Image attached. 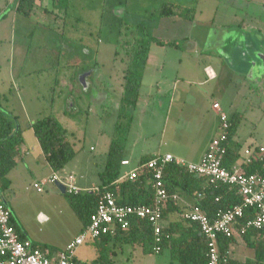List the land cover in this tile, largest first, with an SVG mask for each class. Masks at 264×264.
Returning <instances> with one entry per match:
<instances>
[{
    "label": "rangeland",
    "instance_id": "1",
    "mask_svg": "<svg viewBox=\"0 0 264 264\" xmlns=\"http://www.w3.org/2000/svg\"><path fill=\"white\" fill-rule=\"evenodd\" d=\"M52 1L46 0L36 6L32 16L25 17L0 0V10L5 8L0 11L4 13L0 19V104L18 118L24 134L32 121L44 114H54L67 129L75 150L74 158L60 171L54 172L44 155L33 151L24 161L18 157L16 167L8 174L10 186L2 198L28 236L41 244L62 246L79 232L82 221L67 195L55 183L43 182L56 173L64 176L73 172L79 191L100 184L98 171L104 168L114 136L128 59L122 44L137 36L139 21L148 22L147 31L151 35L178 44L175 47L152 42L150 53L157 59L153 66L146 65L144 72L148 71L154 82L176 81L188 89L192 87L197 101L202 95L210 105L214 99L218 100L230 116L238 112L239 126L231 144L240 148L241 155H245L248 147L264 146V70L259 72L264 52L257 50L261 45L256 42L248 46L228 37L238 36L240 25L245 24L256 27L258 32L252 36L261 38L264 27L259 25L264 20L261 8L264 4L260 1L69 0L67 12ZM169 2L177 5L182 16L179 20L160 17L161 6ZM186 15L193 20H186ZM261 27L263 33L259 34ZM214 49L222 56L215 55ZM238 60L249 67L252 62L254 66L249 72L242 68L236 71ZM209 64L220 72L218 79L212 80L204 72ZM56 78L58 84L53 93ZM192 101L188 100L183 109L188 119L196 117L195 122L190 120L186 132L179 133L197 144L196 140H202L203 130L199 133ZM150 110L145 118L150 116ZM133 121L142 130L148 127L144 128V118L138 109ZM130 137L128 134L127 142ZM169 137L168 132L165 138ZM161 139V134L151 138ZM30 159L34 161L29 164ZM35 182L42 185L43 191L36 189ZM238 242L242 247L236 246L234 255L242 258L253 255V249L243 240L239 238ZM109 245L108 264H171L172 261L167 249L156 253L147 247L143 251L141 244L124 241ZM97 254L93 240L77 248V256L91 263Z\"/></svg>",
    "mask_w": 264,
    "mask_h": 264
},
{
    "label": "trees",
    "instance_id": "2",
    "mask_svg": "<svg viewBox=\"0 0 264 264\" xmlns=\"http://www.w3.org/2000/svg\"><path fill=\"white\" fill-rule=\"evenodd\" d=\"M12 3H14L13 8L17 13L30 17L36 6L39 5V0H17V4H15V1ZM52 3L64 7L66 12L70 6L69 0H53ZM46 10L48 9L46 8ZM159 14L160 17L172 19L181 16L177 11V5L173 2L163 3ZM3 16L4 13H1V18ZM184 18L193 20V17H188V15ZM155 21L157 20L155 19ZM149 27L148 22L139 21L136 26L137 36L122 44L123 48L126 49L128 59L123 72L114 136L108 147L104 168L99 173V191L85 190L72 193L66 191L64 193L69 198L71 207L81 219L83 227L90 222V217L96 210L101 194L107 190L112 192L116 196L117 202L122 205H151L155 198L151 172L148 169L139 168L136 177H125L119 180L124 173L122 168L124 150L140 99L143 74L150 56V45L152 42L175 47L178 45L176 42L151 35L147 31ZM30 34L33 36V31ZM57 84L58 80L56 78L55 85L52 88L53 93L56 92L55 86ZM54 97L51 98L52 103ZM229 119L231 125L226 144L227 153L223 158V164L226 167H230L243 158L240 148L230 144L238 129L240 114L236 112L229 116ZM29 127L38 139L47 164L54 172L63 169L74 158L75 150L68 138L67 129L54 114L42 115L32 121ZM23 142V130L18 123V118L7 109L2 108L0 104V201H2L3 192L10 186L8 174L17 165ZM152 157H143L138 164L144 163ZM244 168L248 173L257 172L264 175V159L261 160V158L254 156ZM163 180L170 192H178L183 198L191 197L193 202L195 201L196 204L202 207L210 217H215L219 210L230 208L242 200L235 188L226 184L218 187L206 186L204 177L191 173L186 168L173 163L165 166ZM216 198L219 199L216 200ZM181 210L182 206L176 204L172 199L165 205L163 220H167L168 224L164 225L163 223L160 252L169 249L171 258L177 261L178 264H207V239L200 231L197 223H192L180 216ZM253 213L254 209H249L243 221L250 218ZM11 222L16 227L20 239H28L24 228L14 217ZM241 237L246 246L253 249L254 256L244 261L232 257L229 249L235 243V237L221 236L219 238V249L221 256L226 258V260H222L221 264H264V229L249 228ZM93 241L97 246L98 254L92 260V263L87 261L88 264H108L111 261L109 252L111 242L138 243L144 249L150 247L153 251L155 237L152 225L148 220L133 216L128 229L119 227L116 229L115 234H104L93 239ZM39 245L47 247V245Z\"/></svg>",
    "mask_w": 264,
    "mask_h": 264
},
{
    "label": "built area",
    "instance_id": "3",
    "mask_svg": "<svg viewBox=\"0 0 264 264\" xmlns=\"http://www.w3.org/2000/svg\"><path fill=\"white\" fill-rule=\"evenodd\" d=\"M14 1L17 4V0H10V3ZM213 108L218 113L219 124L201 160L191 161L171 153H164L135 165L129 171L124 172L119 180L125 177H136L139 168L148 169L151 172L152 185L155 189L153 203L151 205H122L117 202L116 196L107 190L101 194L96 210L90 217V222L61 249L44 247L31 239H20L16 227L11 222L13 219L11 208L0 201V264H88L87 261L78 260L77 248L86 241L99 238L104 234H115L119 227L128 229L133 216L146 219L151 223L155 237L152 249L159 253L163 234V210L171 199L182 206L180 216L192 223H197L200 231L205 235L208 243L207 264H221L222 260H226L221 256L219 249L221 236H241L249 228L264 229V175L257 172L248 173L244 168L254 156L261 160L264 159V146L246 148L241 160L226 167L223 164V158L227 153L230 119L229 115L222 110L219 102H213ZM169 163L179 165L191 173L204 177L206 186L218 187L226 184L235 188L237 194L241 196V202L230 208L221 209L215 217H210L195 201L189 202L178 192H170L167 189L163 175L164 168ZM122 165H130V160L123 159ZM56 180L64 183L68 192L79 191L75 185V176L72 174H68L64 179L54 174L43 183H55ZM34 186L38 191H43L40 183L35 182ZM92 190L99 191V187H94ZM252 208L254 209L253 215L243 221L247 211Z\"/></svg>",
    "mask_w": 264,
    "mask_h": 264
},
{
    "label": "crops",
    "instance_id": "4",
    "mask_svg": "<svg viewBox=\"0 0 264 264\" xmlns=\"http://www.w3.org/2000/svg\"><path fill=\"white\" fill-rule=\"evenodd\" d=\"M45 1L46 0H39V5L44 4ZM9 2H10L9 0L6 1V6L7 7L10 6L13 8L14 3H9ZM3 10H0V11H3ZM46 11L48 10L45 9V12ZM179 18L180 17L178 18L175 17L174 19L172 18L170 19H172V21H175V20H179ZM238 40L240 41L241 39H238ZM262 41L264 42V39H262ZM241 42L243 43L244 41H240V43ZM218 50L220 51V49ZM213 52L215 55H218V56L221 55V52L219 53L217 50H213ZM156 59L157 57L153 56V54L151 55L150 53L147 68L153 66L154 65L153 62ZM238 62L240 63V60H238ZM228 65L230 66V64ZM237 67L240 68V65H238ZM147 72L148 71H145L143 74L142 86L140 89V99L138 101L136 109H138L139 114H141L144 118V121L142 122L144 125V128L146 127V125H148V127L142 130L140 127H136L137 123L133 124L134 123L133 121L130 131H129V134L131 135L130 141L127 142L126 144V148L124 150V156H123L124 159L130 160V165L123 166L122 167L123 171L124 172L129 171L131 168L137 165L143 157H147V156L151 157L154 155L164 154V153H171L176 156L184 157L191 161L201 160V158L203 157L204 153L206 152L209 146L211 139L214 137V135L217 132V127L219 124V116H218L217 111L213 108V102L215 101L219 102V101L214 99L212 104L210 105L209 102L206 101L205 95H202L201 97L202 99L200 101H197L195 99L196 96L193 94L195 91L193 92L192 87L188 89L187 87L179 85V83L176 81L172 83H165V84H163L161 81L154 82V80L151 79L152 76L150 74L147 75ZM149 72H151V70ZM204 72L206 73L208 78L212 80L218 79L221 76L220 72L215 71L210 66V64L205 66ZM144 80H147L146 87H143ZM201 83L204 84L205 82H201ZM188 100L190 101L193 100L195 102L193 103L192 101L193 104H191V109H193V113L198 115L197 116V124H198L197 127L199 128L198 129L199 133L201 132V130H203V137L201 138L202 140L201 141H199V139L196 140L197 144H195V140L191 143L190 139H188L185 136L182 137L181 134L179 133V131L186 132V129H187L186 123H188L190 120L195 122L196 117L193 119H188V117L184 116L185 109L183 108L186 106ZM149 110H150V116H147V118H145L144 115L146 113H149ZM223 111L226 112L225 110ZM228 115L230 116V114ZM182 126L183 128H181ZM168 132L170 133V137L165 138V135ZM157 134H161L162 139L160 141H152L151 138H153ZM23 138H24V142L19 152V157L23 159V161H24V158L30 155V152L36 151V153H38L39 155L43 154V151L38 142V139L36 138L31 128L25 134L23 133ZM233 138L231 140H233ZM26 140L28 143H26ZM33 161H34L33 159H30L29 164L32 163ZM133 161H136L135 165H133ZM101 171L102 170L98 171V176ZM68 174L74 175L73 172L72 173L70 172V173L65 174L64 176H59V177L64 179ZM98 185L99 184H92L90 186L85 187L84 189L92 190L94 187H97ZM185 200L189 202H193V199L191 197H185ZM166 224H168V222L167 220H164V225ZM82 228H83V224L79 228V232L81 231ZM236 236H235V239H236L235 243L232 244L229 249L230 255L242 261L246 260L247 258H252L254 256V252L252 256L249 254H246V256L243 258L237 257L236 255L233 254L236 246L242 247L241 244H239L238 239L240 238L241 240H243V238L240 235L239 237L238 235ZM27 237L28 239H31L33 242L37 244L38 243L41 244V242H39L38 240H35L30 235L29 236L27 235ZM71 239L72 238L66 239L62 246H49L48 244L47 246L51 248L53 247L55 249H61ZM42 245H46V244H42ZM144 250L145 249L143 248V251ZM112 254L114 255L115 251ZM169 256H170V259L172 260L171 264H178L177 261L171 258L170 251H169ZM77 258L78 260L86 261V259L84 260L83 258H80L78 256Z\"/></svg>",
    "mask_w": 264,
    "mask_h": 264
},
{
    "label": "flooded vegetation",
    "instance_id": "5",
    "mask_svg": "<svg viewBox=\"0 0 264 264\" xmlns=\"http://www.w3.org/2000/svg\"><path fill=\"white\" fill-rule=\"evenodd\" d=\"M256 1L257 2L260 1V3L264 4V0H256ZM261 8H262V11H264V6H262ZM259 26H263L264 27V20L261 19V22H260V25ZM263 27H261L259 29L260 30L259 34L263 33V31H262V28ZM239 30L240 31H239L238 36H235L234 37V36L230 35V36H228L229 39L230 38H233L234 41L235 40H238V39H241L240 41H244L243 43H245L248 46L256 42V44H258V46L261 45V47L260 48L258 47L257 50L259 52H261V53L264 52V42L262 41V39H264V34H261L260 35L261 38L254 37V36H256V32H258L257 28L256 27H252V26L249 27V25L247 26L245 24H241ZM218 32H220L221 34H224L226 36V34L224 32H222V31H218ZM252 35H254V36H252ZM228 37L226 36L225 39H227ZM240 41L238 40L239 43H240ZM214 43H216V41H214ZM253 47H254V45H253ZM214 50H216V49H214ZM253 60H254V58H253ZM255 62L257 64V61L256 60H255ZM240 63H241V64H239L240 65V68H237L235 66L234 67V70L238 71L239 69L242 68V69H245V71H248L249 72V69H251L254 66V64H252V62H250L249 63L250 64V67H249L248 64L245 63L243 60ZM263 66H264V63H261V67H259V72L260 73H262L263 70H264V67ZM248 72H246V75H248ZM245 77H247V76H245Z\"/></svg>",
    "mask_w": 264,
    "mask_h": 264
},
{
    "label": "water",
    "instance_id": "6",
    "mask_svg": "<svg viewBox=\"0 0 264 264\" xmlns=\"http://www.w3.org/2000/svg\"><path fill=\"white\" fill-rule=\"evenodd\" d=\"M55 184H56L57 188L60 190V192H62V193H65L66 192V185L64 183L60 182L59 180H56L55 181ZM2 201L4 203H6L3 198H2Z\"/></svg>",
    "mask_w": 264,
    "mask_h": 264
}]
</instances>
